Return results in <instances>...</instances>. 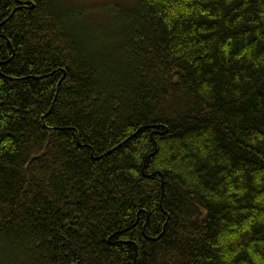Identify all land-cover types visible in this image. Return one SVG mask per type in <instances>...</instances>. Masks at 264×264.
Returning a JSON list of instances; mask_svg holds the SVG:
<instances>
[{"label": "trees", "instance_id": "trees-1", "mask_svg": "<svg viewBox=\"0 0 264 264\" xmlns=\"http://www.w3.org/2000/svg\"><path fill=\"white\" fill-rule=\"evenodd\" d=\"M60 1L0 0V264H264V0Z\"/></svg>", "mask_w": 264, "mask_h": 264}, {"label": "rangeland", "instance_id": "rangeland-1", "mask_svg": "<svg viewBox=\"0 0 264 264\" xmlns=\"http://www.w3.org/2000/svg\"><path fill=\"white\" fill-rule=\"evenodd\" d=\"M60 1V0H59ZM73 6L76 10L83 11L86 16H92L91 21L97 23L96 27L104 22L102 16L116 17L123 10L136 8L138 0H61ZM60 1V2H61ZM66 4V3H65ZM117 8V9H116Z\"/></svg>", "mask_w": 264, "mask_h": 264}]
</instances>
